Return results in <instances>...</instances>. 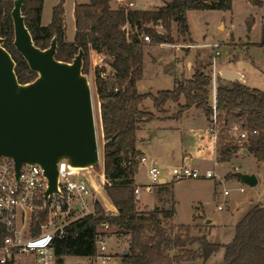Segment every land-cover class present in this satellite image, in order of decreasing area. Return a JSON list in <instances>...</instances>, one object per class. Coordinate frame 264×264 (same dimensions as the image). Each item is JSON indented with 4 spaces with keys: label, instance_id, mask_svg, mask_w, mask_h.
<instances>
[{
    "label": "trees",
    "instance_id": "trees-1",
    "mask_svg": "<svg viewBox=\"0 0 264 264\" xmlns=\"http://www.w3.org/2000/svg\"><path fill=\"white\" fill-rule=\"evenodd\" d=\"M22 7L25 26L35 45L48 48L54 36L57 38L56 60L68 63L81 49L84 52L83 65L88 53L105 50L112 57L113 83L95 73V85L99 102L103 146L102 171L106 181V195L117 213L106 215L96 203L94 215L72 221L65 228L62 237H55L53 243L56 264H63L64 257L90 258L95 254V229L108 224L118 236L127 242L126 253L121 264H183L202 260L209 263L213 256L222 254L218 264H264V205H254L235 224L228 244L210 242L206 234L191 236L201 226L168 225L175 214L173 188L161 189L159 200L162 206L151 211L139 212L134 191L138 175V161L142 153L136 150L135 136L139 127L156 118L142 108L145 99L153 102L154 110L164 114L168 102H179L182 96L184 106H179L173 118L180 116L191 107L200 110L211 122L212 99L210 70L195 66L194 73L171 91H159L155 96L140 94L138 82L144 74L143 34L151 37V43L171 44L172 23L179 36L190 37L187 12L205 10H229L232 0H170L152 11L131 10L123 7L111 8L112 0H89L84 5L76 4L73 10L74 40L63 43V6L59 3L51 11V21L42 27L41 11L44 0H26ZM13 0H0V37L3 47L15 62V72L20 84L31 82L36 77L19 52L13 48V25L10 12ZM157 25L166 34L149 29ZM127 25L129 30L124 27ZM85 66V65H84ZM85 74V68L83 69ZM103 73V72H102ZM215 113L219 125L215 146L219 161L226 162L240 150H247L255 162L264 160V92L243 83L223 81L216 78ZM234 124L248 134L246 140H229L226 129ZM256 132L257 134H253ZM32 217L31 235L37 236L46 222L47 209L38 203ZM199 219L193 215L192 220ZM201 219V217H200ZM209 228L210 226H205ZM2 237V235H1Z\"/></svg>",
    "mask_w": 264,
    "mask_h": 264
},
{
    "label": "rangeland",
    "instance_id": "rangeland-1",
    "mask_svg": "<svg viewBox=\"0 0 264 264\" xmlns=\"http://www.w3.org/2000/svg\"><path fill=\"white\" fill-rule=\"evenodd\" d=\"M89 0H44L43 7L41 11V26H48L51 21V11L53 7L62 3L63 6V43H72L71 41L72 34L71 31L73 29V6L74 4L84 5L88 3ZM129 1V0H126ZM131 1V0H130ZM137 4V7L149 9L152 8L153 5H158L162 0H134ZM256 0H233L232 8L229 12L224 11H189L187 12V24L188 29L190 31L192 41L197 44H205L215 42L221 48L219 50L220 55L215 58V65L217 70L220 72L221 67L229 66L237 69L240 72H244L246 76V85L264 92V46H247L245 44H256L264 40V0H261L260 5L253 6L252 2ZM119 4L117 0L111 1V8L117 9ZM133 9H135L133 7ZM223 25L222 30L218 28V26ZM149 29H154L156 32L166 34L162 27L157 25L149 24L147 25ZM129 30V29H127ZM263 30V32H262ZM146 35V34H143ZM149 36V35H148ZM170 36L173 38V42L171 44H167L168 47H158L157 49H153L155 43H144V47L149 45L147 49V55L144 58V67H146L144 71L143 80L138 83V90L142 93L146 89H152V93H155L160 88L156 89L155 85L151 83V78L149 76V72L153 71L154 64L151 63V60H157L158 63H161V56L166 57L170 56L173 50L183 51L187 50L185 48L188 43H190V37L179 36L176 31L175 23H172ZM231 39V40H228ZM233 39V40H232ZM151 40V37H150ZM234 42V46H231L229 43ZM230 45L231 47H227ZM244 43V44H243ZM263 43V42H262ZM157 47V46H156ZM205 50V49H204ZM197 55H195L196 65L195 66H204L208 67V71L211 68V59L212 53L206 51H197ZM112 61V57L108 56L105 50H102L100 53L95 51H91L88 53L85 58V66L83 65V69L85 68V74L88 77V82L91 87V102L93 103V116L95 120V132L97 137V145L98 152L100 154V162L98 166L94 167L92 170L88 169L82 171L81 177H83L87 183L90 185L89 180L94 181V184L97 185V188H100L99 194H94V197L97 203L103 208L105 213L108 211V203L109 199L106 195L105 189L103 187V183L101 180V175L103 174L101 164H102V142L103 139L101 137V119L99 118V102L97 97V89L95 85V73L96 71H100L101 78L104 79L111 85L113 83V70L110 67V63ZM103 72V73H102ZM182 79H176L178 84H182ZM168 85V86H167ZM155 88V89H153ZM170 90V85L165 84L164 87L160 89V91ZM150 91V90H149ZM156 95V94H155ZM197 110V109H196ZM200 111V110H198ZM201 112V111H200ZM202 113V112H201ZM166 114V113H165ZM196 114V112H195ZM162 115V114H161ZM164 115V114H163ZM181 128L178 132H173L166 136V140L164 143H167L169 146L174 148L176 142H187L191 145L192 139H196V136L193 132L197 133L196 128L203 124V119H197V117H192L191 113L182 119ZM236 127L234 124H231L228 129H226V134L233 143L236 144V138L231 133V129ZM218 129L219 125H218ZM193 131V132H192ZM186 143V144H187ZM192 162V160H191ZM190 162V164H191ZM248 166L254 163L252 156L245 157V162ZM181 163H174V166H178ZM188 164V165H190ZM171 166L170 164L168 165ZM191 166V165H190ZM256 166V164H255ZM165 168L163 174L160 179L164 176H170V168ZM195 167V166H194ZM196 168L205 172L206 169H211L214 177L209 180L205 179H192L186 180L175 185L174 189V200L176 204V212L173 220L167 222L168 225H172L174 227L177 224L181 225H191L192 222L195 226H201L202 230L199 233L196 228H193L190 232V235L199 236L201 234L208 233V229L205 226H209L205 224L206 221L213 220L214 223H221L223 219L227 218L230 215L229 211H232L233 208H240L241 204H244V201L247 200V197L254 194L255 191H261L264 188V184H262L264 179V166L260 165V171L262 172V178L258 181L257 188H250L247 185H242L238 179H235V176L230 179H224V176L227 172L243 173L241 171L245 170L240 169V172H237V169L222 168L217 164H214L213 158L211 159H197ZM139 173L136 176V187L137 186H146L150 185V181L147 176V170L144 165L139 166ZM168 173V175H167ZM235 173V174H236ZM171 177V176H170ZM161 180H159L160 182ZM244 188V193H239L238 188ZM163 189V188H162ZM161 189H159V193ZM228 190L229 194L225 197L223 196V192ZM153 195H155L153 193ZM264 200V198L262 199ZM138 202V201H137ZM136 202V203H137ZM153 198L150 194H147L143 189L140 192V204H149V207L152 205ZM110 203V201H109ZM108 203V204H109ZM156 207L162 206V202L158 199V203L156 202ZM111 205V203H110ZM222 206V210L218 209V206ZM113 206V205H112ZM114 207V206H113ZM138 208V207H137ZM234 214V212H233ZM193 215L198 217L196 221L192 220ZM201 217V219H200ZM32 217L30 219V223H26V226L32 230ZM173 222L176 224H173ZM48 215L46 217V222L44 225H48ZM30 226V227H29ZM107 240L105 242L107 254L114 258L109 261L107 264H121V255L122 250L127 247L126 239L118 236L115 232L114 228H109L106 232ZM221 233H218L214 238L212 237V241L217 243L227 244L230 241V233H225V236L221 237ZM221 261V255L218 254L213 256L210 260V263L218 264ZM89 264V260H85L83 258L77 256H67L63 264ZM191 263V262H188ZM19 264H36L34 259L30 256H21L19 258ZM92 264V263H91ZM95 264H100V259L97 258ZM192 264H205L202 260H195ZM208 264V263H206Z\"/></svg>",
    "mask_w": 264,
    "mask_h": 264
},
{
    "label": "water",
    "instance_id": "water-1",
    "mask_svg": "<svg viewBox=\"0 0 264 264\" xmlns=\"http://www.w3.org/2000/svg\"><path fill=\"white\" fill-rule=\"evenodd\" d=\"M13 1L12 45L36 77L25 84L18 82L15 62L0 37V159L14 161L16 180L23 165L39 166L47 180L42 202L45 206L51 195L60 194L59 161L65 160L70 169L79 171L94 168L100 162L91 87L83 74L84 52L79 49L68 63L56 60V36L48 48H38L22 15L27 1ZM219 77L223 81L243 82L240 74L232 70L223 69ZM243 153L248 151L243 149ZM235 176L242 185H257L252 174Z\"/></svg>",
    "mask_w": 264,
    "mask_h": 264
},
{
    "label": "built area",
    "instance_id": "built-area-1",
    "mask_svg": "<svg viewBox=\"0 0 264 264\" xmlns=\"http://www.w3.org/2000/svg\"><path fill=\"white\" fill-rule=\"evenodd\" d=\"M119 7L131 9L132 2L117 0ZM128 29L127 25L124 27ZM144 43H151L150 37H141ZM187 48L190 45L186 46ZM201 48L212 49V59L210 68L212 115L210 122V134L213 140H217L218 123L215 113V95L219 71L215 65V58L220 55V46L217 43H205ZM102 130V129H101ZM231 133L238 140H246L248 134L238 127H233ZM253 134H257L253 132ZM102 135V134H101ZM103 163V160H102ZM144 165L150 185L137 187L134 191L135 199H138L143 189L146 193H151L154 185L159 182L163 171L150 161L146 156H142L138 161V166ZM102 168V164H101ZM91 170L93 168H90ZM171 181L205 179L209 180L214 176L211 170L202 172L194 166L186 164L170 168ZM58 189L60 194L51 195L45 206H43V193L46 191L47 180L39 166L23 165L20 168L19 180H16L14 172V161L11 158L2 157L0 159V264H19L21 256H30L36 264H56L53 249L55 237H62L65 228L74 220L94 215L95 204L97 203L94 194L100 193V188L94 181H87L81 177L82 171L70 169L67 161L57 163ZM103 187L106 183L103 174L101 175ZM243 193L244 188H239ZM229 192H223L227 196ZM38 203L47 209L48 225L41 226L37 236L31 235V230L26 226L30 223L31 217L37 211ZM222 210V206H218ZM117 213L115 208L108 207L106 215L113 216ZM30 227V226H29ZM110 226L104 224L95 229L93 240H95V260L100 259V264H107L113 259L107 254L105 242L107 240V230ZM2 235V237H1Z\"/></svg>",
    "mask_w": 264,
    "mask_h": 264
},
{
    "label": "crops",
    "instance_id": "crops-1",
    "mask_svg": "<svg viewBox=\"0 0 264 264\" xmlns=\"http://www.w3.org/2000/svg\"><path fill=\"white\" fill-rule=\"evenodd\" d=\"M129 2H132L133 7L135 8V9H133V7H132L131 10L137 9V10L152 11L153 9H155L157 7H161L165 3L170 2V0H162L161 3H159L158 5L157 4L153 5V7L149 8V9L137 7V4L135 3L134 0H131V1L129 0ZM260 4H261V0H256V1L252 2L253 6L260 5ZM75 5H76V3L73 6V10H74ZM231 6H232V2H231ZM231 8L229 10H222V11L229 12V11H231ZM73 10H72V13H73ZM209 11H218V10H209ZM72 17H73V15H72ZM74 21H75V19H73V29L71 31V34H72L71 41L74 40V37H75ZM42 27H45V26H42ZM218 28H219V30L220 29L222 30L223 25L218 26ZM262 32H263V30H262ZM263 34H264V32H263ZM228 40H231V39H228ZM211 43H215V42H211ZM229 44L231 46L235 45L234 42H230ZM188 45H190V47L187 48L186 46H188ZM188 45L185 46V48H187V50H185V52L173 50L170 56H166V57L161 56V59H160V60H162L161 63H158L157 60H153V59L151 60V63L154 64V65H152L154 69L152 72L150 70L149 76L151 78V83L155 85L156 89H158V88L161 89L162 87L165 86V84H169L170 90H167V91H171L175 87L176 79L188 80L192 76V74L194 73V69H195V65H196L195 64L196 63L195 55H197V53H198L197 51H202V50L206 51L207 50V52H210V54L213 52L212 49L201 48L200 45H203V44H197V43L193 42L191 34H190V43H188ZM230 45L228 46V43H227V47L230 48L231 47ZM245 45H247L248 47L249 46H258V45L264 46V40H261V42L256 43V44L248 43ZM148 46L149 45L144 47V49H147L150 47V46L149 47ZM153 47H154L153 49H157L158 47H168V45L167 44H155ZM147 54L148 53L145 50L143 53V60H142L143 61V67H144V58H145V55H147ZM145 68L146 67H144V71L146 70ZM223 69L232 70V71L239 73L241 78H242V81H243L242 83L246 85V81H245L246 76H245L244 72H240L237 69H235L233 67H229V66H225V67L223 66L220 68V70H223ZM143 78H144V74H143ZM143 78H142V80H143ZM141 81H139L138 83H140ZM138 86H137V90H138ZM155 88H153V89H155ZM160 89L157 90L155 93H152V89H146L142 93H140L138 90V92L140 94H149V95L155 96V94L157 92H159ZM184 105H185V100L181 96L179 98V102H173V101L168 102L164 107V111L166 114L164 113V115L163 114L161 115V113L154 110L153 102L148 98L145 99L144 102L142 103V108L145 111L154 115V117L156 119L153 120L152 122L141 125L139 127V129L137 130V132L135 134V136L137 138L136 150L140 151V153H142V156H146L156 166H158L160 169H163V170H165V168H168L169 164L171 165L169 168L174 167V163H181L180 165L186 164L187 166L192 165V166L196 167L198 158L207 159V160L213 158L214 164H217L220 167L225 168V169L229 167L231 170L237 169V172H240V169L244 168L245 170H243L241 172L246 173V174H252L256 178V184L257 185L255 187H250V188H257L258 181H260V179L262 178V175H263L262 172L260 171V165L264 166V160L260 164H257L255 162L253 156L251 155L252 159L254 160V163H252V165L248 166V164H246L244 162H245V157H249L250 154L249 153L245 154V153H243V150H240L238 153L234 154L229 161L220 162L219 161V154H218L219 151L216 148L215 140H213L212 135L210 134V131H209L210 121L204 116L203 113L196 110L194 107H191L190 109L186 110L180 116V118H173V115L176 114L178 107L184 106ZM195 112H196V114H195ZM190 113H191V116L193 118L197 117V119H203V124L196 128V130L198 132L195 133L192 131L193 134L196 136V139H194V140L192 139L191 145L188 144L187 142L182 141L179 143L176 142L174 148H172L167 143H164V141L166 140V136L173 134V132H178V130L181 128L180 126H181V122L183 121L182 119L187 117ZM101 134H102V131H101ZM101 137H102V135H101ZM102 139H103V137H102ZM103 146H104V140L102 142V151H103ZM102 151H101V154H102ZM102 160H103V154H102ZM191 160H192V162H191ZM190 162H191V164H190ZM188 164H190V165H188ZM255 164H256V166H255ZM138 169H139V166H138ZM209 170H211V169L210 168L206 169V171H209ZM235 173L233 174L231 171L227 172L226 175L224 176V179L226 180V179L233 178L235 176ZM167 175H168V173H167ZM235 179L237 180L236 176H235ZM160 180L161 181L158 182L157 185L153 186L151 193H147V194H150L153 198V202H152V205L150 207H149V204H143V203L140 204V196L138 197V199H135V202L138 201L136 203V205L138 207L137 210L139 212H141V211L146 212V211L153 210L154 207H156L155 203L156 202L158 203V198H159V192L158 191H159V189H162V188H165L168 186H171L173 188V201L175 204L176 203L174 200V189L176 187L175 185H177L178 183H180L182 181H186V180H181V181L173 182V181H171V177L169 175L164 176ZM262 180H263L262 184H264V179H262ZM140 186H137V187H140ZM239 188H241V187H239ZM244 191H245V189H244ZM153 193L155 195H153ZM239 193H241V192H239ZM263 198H264V188L261 189V191H255L254 194L247 197V200L244 201V204L240 205L241 209L233 208L232 211H229L230 215H228L227 218L223 219V221L221 223H219V222L214 223L213 220H209V223L205 222V224L210 226L208 229V233L206 235V237H208V240L211 242L212 237L214 238L215 236L218 235V233H221L222 234L221 237H223V236H225V233L229 232L230 233V241H231V239L233 238L232 235H233V229H234L235 224L240 220V218L244 215V213L246 211H248L252 206L257 205V204L264 205V200H262ZM108 203H109V201H108ZM108 203L106 202V205H108L110 208H114L112 205H110V203L109 204ZM175 212H176V204H175ZM233 212H234V214H233ZM174 216H175V214H174ZM173 224H175V223L173 222ZM192 224H193V222H192ZM177 225H181V224H177ZM212 242H214V241H212ZM214 243H217V242H214ZM126 244H127V242H126ZM218 244H223V243H218ZM125 251L126 250L123 249L122 253H124ZM220 255L222 256V254H220ZM80 258H83L85 260H89L90 261L89 264H91V263L95 264L96 263V260L93 257H90V258L80 257ZM64 260H65V257H64ZM192 263H194V262L183 263V264H192ZM209 263H210V261H209ZM75 264H77V263H75Z\"/></svg>",
    "mask_w": 264,
    "mask_h": 264
}]
</instances>
